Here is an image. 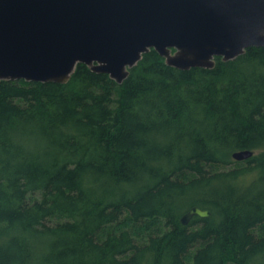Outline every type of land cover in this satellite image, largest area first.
<instances>
[{
	"label": "trees",
	"instance_id": "16d2710c",
	"mask_svg": "<svg viewBox=\"0 0 264 264\" xmlns=\"http://www.w3.org/2000/svg\"><path fill=\"white\" fill-rule=\"evenodd\" d=\"M215 62L0 81V264H264V48Z\"/></svg>",
	"mask_w": 264,
	"mask_h": 264
},
{
	"label": "water",
	"instance_id": "95a60500",
	"mask_svg": "<svg viewBox=\"0 0 264 264\" xmlns=\"http://www.w3.org/2000/svg\"><path fill=\"white\" fill-rule=\"evenodd\" d=\"M250 48H264V0H0V81L64 84L85 64L122 84L152 49L188 71ZM210 216L193 207L181 223Z\"/></svg>",
	"mask_w": 264,
	"mask_h": 264
},
{
	"label": "rangeland",
	"instance_id": "374dc122",
	"mask_svg": "<svg viewBox=\"0 0 264 264\" xmlns=\"http://www.w3.org/2000/svg\"><path fill=\"white\" fill-rule=\"evenodd\" d=\"M232 166H236V164L235 165H232ZM225 168H231V166L230 167H225ZM256 233L259 234V235H262L264 233V231H262L260 229H257L256 230Z\"/></svg>",
	"mask_w": 264,
	"mask_h": 264
}]
</instances>
